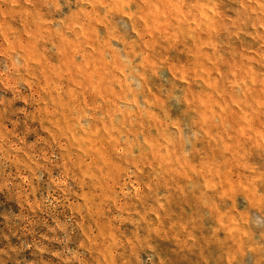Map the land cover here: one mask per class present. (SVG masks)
Segmentation results:
<instances>
[{"label":"rangeland","instance_id":"1","mask_svg":"<svg viewBox=\"0 0 264 264\" xmlns=\"http://www.w3.org/2000/svg\"><path fill=\"white\" fill-rule=\"evenodd\" d=\"M0 264H264V0H0Z\"/></svg>","mask_w":264,"mask_h":264}]
</instances>
